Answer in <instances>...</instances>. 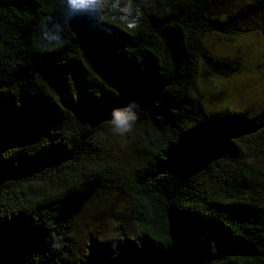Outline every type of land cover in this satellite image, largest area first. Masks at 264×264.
<instances>
[{
	"label": "trees",
	"instance_id": "1",
	"mask_svg": "<svg viewBox=\"0 0 264 264\" xmlns=\"http://www.w3.org/2000/svg\"><path fill=\"white\" fill-rule=\"evenodd\" d=\"M246 30L264 33V0H103L71 17L63 0H0V264H69L66 208L107 184L138 235L90 239L82 264H264L244 154L264 112L197 98L198 80L240 67L208 41ZM133 98L137 125L112 135L111 110Z\"/></svg>",
	"mask_w": 264,
	"mask_h": 264
},
{
	"label": "rangeland",
	"instance_id": "2",
	"mask_svg": "<svg viewBox=\"0 0 264 264\" xmlns=\"http://www.w3.org/2000/svg\"><path fill=\"white\" fill-rule=\"evenodd\" d=\"M216 57L238 60L240 67L228 77L198 80L197 98L214 110L247 111L251 116L264 112V33L245 32L236 42L208 41ZM258 137V136H257ZM254 144H248L245 157L253 167L255 203L264 205V128ZM136 164L134 163V166ZM69 264H82L90 253V239L98 245L108 244L124 233L134 239L137 226L131 218V205L114 188H86L69 202Z\"/></svg>",
	"mask_w": 264,
	"mask_h": 264
},
{
	"label": "clouds",
	"instance_id": "3",
	"mask_svg": "<svg viewBox=\"0 0 264 264\" xmlns=\"http://www.w3.org/2000/svg\"><path fill=\"white\" fill-rule=\"evenodd\" d=\"M69 17L80 14H93L101 9L103 0H63ZM55 30L44 33L45 38L55 44L61 43L60 26H54ZM141 108L136 99H129L122 106L114 107L109 114V131L114 136L125 137L132 133L140 118ZM213 243L214 242H210Z\"/></svg>",
	"mask_w": 264,
	"mask_h": 264
}]
</instances>
